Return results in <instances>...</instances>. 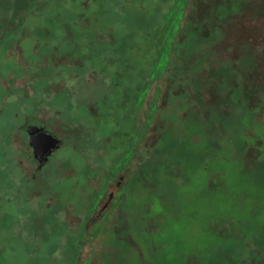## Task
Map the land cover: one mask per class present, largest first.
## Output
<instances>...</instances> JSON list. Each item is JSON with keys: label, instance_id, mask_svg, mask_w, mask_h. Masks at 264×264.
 I'll list each match as a JSON object with an SVG mask.
<instances>
[{"label": "rangeland", "instance_id": "1", "mask_svg": "<svg viewBox=\"0 0 264 264\" xmlns=\"http://www.w3.org/2000/svg\"><path fill=\"white\" fill-rule=\"evenodd\" d=\"M0 264H264V0H0Z\"/></svg>", "mask_w": 264, "mask_h": 264}, {"label": "flooded vegetation", "instance_id": "2", "mask_svg": "<svg viewBox=\"0 0 264 264\" xmlns=\"http://www.w3.org/2000/svg\"><path fill=\"white\" fill-rule=\"evenodd\" d=\"M25 131H26V135H27V139H28V145H29V135L36 136V135H39L40 133H46V134H49V135L52 136V139L55 138L56 140H58V141H57V144L55 145V147L50 148V150H48V153H46V154L44 155L42 162H38V161L34 158V155H33V149H32V147L29 145V146H30V147H29V148H30L29 150L31 151L33 158L36 160L35 167H36V169L39 170V169H41L42 167H44V166L47 164L48 160L50 159V157H51V155L54 153V151H56L57 149L60 148L61 143H62V140H61L58 136H56L55 134H53V133H51L49 130H47V129L45 128V126H43V125H42L41 123H39L38 121H35V122H32V123H28V124L26 125ZM50 139H51V138H50ZM46 146H47V145H45V147H46ZM117 184H118V182H117ZM112 197H113V193L110 192V193L108 194L107 201H106L105 203H106V204H109V202L111 201ZM106 204H104V205H106ZM103 208H104V207H103ZM103 208H101V209H103ZM99 211H100V210H99ZM98 214H99V212H98ZM98 214H97V215H98Z\"/></svg>", "mask_w": 264, "mask_h": 264}, {"label": "water", "instance_id": "3", "mask_svg": "<svg viewBox=\"0 0 264 264\" xmlns=\"http://www.w3.org/2000/svg\"><path fill=\"white\" fill-rule=\"evenodd\" d=\"M57 141L58 140L55 138L52 139V136L46 133H40L36 136L29 135V145L32 147L34 158L38 162H42L44 155L48 153L50 148L55 147ZM45 145L47 146L45 147Z\"/></svg>", "mask_w": 264, "mask_h": 264}]
</instances>
